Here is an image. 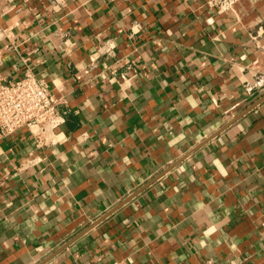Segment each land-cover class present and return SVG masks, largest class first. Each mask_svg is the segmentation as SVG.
<instances>
[{"label":"crops","instance_id":"crops-1","mask_svg":"<svg viewBox=\"0 0 264 264\" xmlns=\"http://www.w3.org/2000/svg\"><path fill=\"white\" fill-rule=\"evenodd\" d=\"M27 68L64 122L0 137V264H264V0H0Z\"/></svg>","mask_w":264,"mask_h":264},{"label":"built area","instance_id":"built-area-1","mask_svg":"<svg viewBox=\"0 0 264 264\" xmlns=\"http://www.w3.org/2000/svg\"><path fill=\"white\" fill-rule=\"evenodd\" d=\"M236 0H205L208 7L221 11L230 9ZM263 80L253 85L260 87ZM250 88V87H248ZM60 99L50 89L48 82L27 68L21 76L7 79L0 72V137L17 129H25L34 140L36 148L54 143L56 128L64 122L59 111ZM86 137V134H82ZM109 264H126L124 260H113Z\"/></svg>","mask_w":264,"mask_h":264},{"label":"water","instance_id":"water-1","mask_svg":"<svg viewBox=\"0 0 264 264\" xmlns=\"http://www.w3.org/2000/svg\"><path fill=\"white\" fill-rule=\"evenodd\" d=\"M247 111L244 110L242 111L240 114L236 115L235 117H233L231 120L227 121L225 124H223L221 127H219L216 131H214L212 134H210L209 136L205 137L204 140H202L201 142H199L197 145H195L191 150H189L185 155H183L182 157H180L179 159H177L174 163H172L170 166H168L166 168L165 171H167L168 169H170L171 167H173L175 164H177L179 161H181L184 157H186L188 154H190L191 152H193L196 148L200 147L202 144H204L205 142H207L210 138H212L214 135H216L217 133H219L221 130H223L228 124H230L232 121H234L237 117H239L240 115H242L243 113H245ZM158 177L155 176L151 181H149L148 183L152 182L154 179H156ZM148 183H146L145 185H143L142 188H144ZM141 189H138L137 191H135L134 193H132L131 195H129L128 197H126L125 199H123V201H121L120 203H118L117 205H115L114 207H112L109 211H107L106 213H104L102 216H100L98 219H96L93 223H91L90 225H88L87 227H85L83 230H81L76 236H74L73 238H71L69 241H67L66 243H64L61 247H59L56 252H59L60 250H62L63 248H65L66 246H68L72 241H74L75 239H77L79 236H81L83 233H85L88 229H90L91 227H93L94 225H96L98 222H100L102 219H104L105 217H107L108 215H110L114 210H116L121 204H123L125 201H127L128 199H130L133 195H135L138 191H140ZM52 256L49 255L48 257L44 258L42 261H40L37 264H42L44 263L46 260H48L50 257Z\"/></svg>","mask_w":264,"mask_h":264}]
</instances>
